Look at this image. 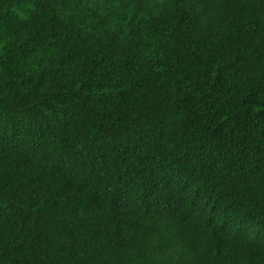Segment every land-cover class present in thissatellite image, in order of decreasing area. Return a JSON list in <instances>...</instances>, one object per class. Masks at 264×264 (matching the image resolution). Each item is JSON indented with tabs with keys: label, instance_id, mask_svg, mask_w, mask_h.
I'll use <instances>...</instances> for the list:
<instances>
[{
	"label": "trees",
	"instance_id": "1",
	"mask_svg": "<svg viewBox=\"0 0 264 264\" xmlns=\"http://www.w3.org/2000/svg\"><path fill=\"white\" fill-rule=\"evenodd\" d=\"M0 264H264V0H0Z\"/></svg>",
	"mask_w": 264,
	"mask_h": 264
}]
</instances>
